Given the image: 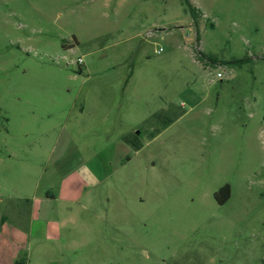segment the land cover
Listing matches in <instances>:
<instances>
[{"label":"rangeland","instance_id":"1","mask_svg":"<svg viewBox=\"0 0 264 264\" xmlns=\"http://www.w3.org/2000/svg\"><path fill=\"white\" fill-rule=\"evenodd\" d=\"M190 1L197 17L184 0H0V264L16 245L12 264H264V0ZM83 103L103 119L62 167L82 142L98 153L89 208L55 200L49 164L40 184L16 168ZM47 194L62 226L38 240Z\"/></svg>","mask_w":264,"mask_h":264},{"label":"crops","instance_id":"2","mask_svg":"<svg viewBox=\"0 0 264 264\" xmlns=\"http://www.w3.org/2000/svg\"><path fill=\"white\" fill-rule=\"evenodd\" d=\"M101 119H103V117L99 113V108L95 109L94 105L91 107L86 103H83L80 106L73 104L67 110V117L64 122L49 124L51 132L49 131L47 134L48 136L42 139V141L48 140L45 149H38L33 152L34 157H32L37 160L36 163L34 164L33 161L30 165L29 162H21L16 166V168L21 171V176L28 179V182L30 181L32 184H40L45 177L43 167L45 164H49L51 170H49L50 172L48 173L47 178L51 179L52 177L57 176L55 180H57L56 185L58 186V194L56 195L58 196L55 197V200H61L71 205H77L79 208H89L97 205L99 199L98 189L106 183L108 178V175H106L103 169V164L98 157V153L91 147V149L89 148L90 144L88 142H82L79 149L83 156V160L77 165L72 164L67 170H64L62 164L64 162L67 163L68 157L66 154L69 153L71 143L78 139L77 134H83L86 131L93 129L95 125H98V121H101ZM63 133H66L65 138L67 141L65 140L66 146L63 145L65 148L61 149L59 146L61 145ZM132 142H136V136H133L130 132H123L120 136V141H118V148L127 149L128 146L132 147ZM58 151H60V154L57 153ZM32 163L34 165H32ZM52 169H55L56 172L52 173ZM51 196L48 194L46 196H39L38 206L36 208L35 204L32 206V208L34 207V209L38 211V224L36 227H32L34 229H32L34 237L38 240H49L53 238V236L56 237V232L62 226V223L59 221H54V225H50L49 222L41 217V213H45L41 209L42 202L44 200H50ZM53 196H55V194ZM16 228V232H23L21 228ZM2 235L3 234H1V236ZM12 249H14V251L10 255L11 260L8 261V264H12V261L17 259V255L23 247L20 248L19 245H16L12 246L11 250Z\"/></svg>","mask_w":264,"mask_h":264},{"label":"trees","instance_id":"3","mask_svg":"<svg viewBox=\"0 0 264 264\" xmlns=\"http://www.w3.org/2000/svg\"><path fill=\"white\" fill-rule=\"evenodd\" d=\"M184 1H185V3L189 6V8L191 9V11H192L194 17H197V14H198V12H200V10H199L197 7L193 6L190 0H184ZM132 144H133V146H134L136 149H139L140 146H141V144H140L138 141H136V142H132ZM217 196H218V194H217ZM218 198H219V197H218ZM219 201L223 202V201H225V200H221V199H219Z\"/></svg>","mask_w":264,"mask_h":264},{"label":"built area","instance_id":"4","mask_svg":"<svg viewBox=\"0 0 264 264\" xmlns=\"http://www.w3.org/2000/svg\"><path fill=\"white\" fill-rule=\"evenodd\" d=\"M80 60H82V59H80ZM221 75H222V73L219 72V73H218V76H221Z\"/></svg>","mask_w":264,"mask_h":264}]
</instances>
